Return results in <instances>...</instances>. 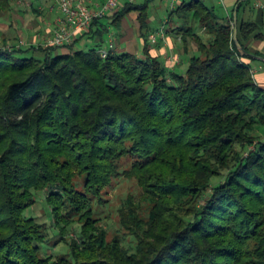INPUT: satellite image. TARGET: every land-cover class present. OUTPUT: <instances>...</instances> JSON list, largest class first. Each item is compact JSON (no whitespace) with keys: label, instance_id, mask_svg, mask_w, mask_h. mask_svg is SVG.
Segmentation results:
<instances>
[{"label":"trees","instance_id":"obj_1","mask_svg":"<svg viewBox=\"0 0 264 264\" xmlns=\"http://www.w3.org/2000/svg\"><path fill=\"white\" fill-rule=\"evenodd\" d=\"M20 1L0 0V20ZM150 3L71 45L0 49V264H264V87L245 61L264 57L251 46L264 14L235 25L222 6L182 0L167 30L187 60L169 69L149 50ZM133 11L141 56L108 42ZM123 176L141 201L124 200L109 239L98 211ZM42 193L65 242L51 253L52 227L25 216Z\"/></svg>","mask_w":264,"mask_h":264},{"label":"rangeland","instance_id":"obj_2","mask_svg":"<svg viewBox=\"0 0 264 264\" xmlns=\"http://www.w3.org/2000/svg\"><path fill=\"white\" fill-rule=\"evenodd\" d=\"M49 1L48 2H49L50 6H55L58 9V5L56 3V0H49ZM136 1L138 2V4H145L146 3V0H136ZM206 1H207L208 5H212V3H213L212 0H206ZM254 1L255 0H251V3H253ZM137 2H135V3H137ZM31 3H32L31 0H22V2L20 3L21 10H19L17 8L13 11L12 17L10 14H9L10 17L9 16L6 17V19L7 18L8 19H7V21H4V22L8 23L9 26L7 28H5L7 31L5 29H4L5 31H2V29L0 30V46L3 47L6 44L7 47H15V46H22L23 48H31L33 46L43 47V48L53 47V46L48 45V43H49L48 40H52L54 38L56 30L59 28V23L61 21L62 14L60 13V11L58 9V11H57L58 14L56 13V16H59V14L61 16H60V19L57 21L56 30H55L53 35H51V36L47 35L45 37V35L43 34L44 31H43V33L39 31L41 28L39 27L40 25L38 24L37 20H39L40 17L37 15V12L34 11V9H33L34 7ZM35 6H37V5L35 4ZM156 6L157 7L155 9V0H151L148 12H149V17L151 19V26L153 28L158 27L160 25V21L162 19H164L165 17H169L170 12L174 10L172 0L158 1ZM18 7H19V5H18ZM47 13L45 12V13L40 14V15H42L43 18H46V17H48ZM47 19L48 18H46V20ZM54 19L55 18H53V20ZM15 22H17V24ZM49 23L50 22H47V27H49ZM134 24H135V22H134ZM53 25H54V22L52 21L50 23V27ZM47 27H45V30L47 29ZM13 28H14V31H13ZM10 29L13 32V33H11L13 38H19L20 37L18 41L15 40V41L8 43V39L5 38V35L9 34L8 30H10ZM20 31L24 33V34H21L22 36L19 34ZM88 32H86V33H88ZM121 32L123 34L125 33V28L123 27V25L121 27ZM126 32H127V30H126ZM45 33L50 34L51 32L45 31ZM114 33H116L118 35L119 31L114 30L111 32V34H114ZM40 34L42 36L44 35L43 40H39ZM152 34H154V32ZM35 36H38V37H35ZM112 36L113 35H110L109 40H108V42L110 44L109 47L112 45L113 42H115V41H112V39H111ZM150 36H149V39H150ZM44 37H45V39L46 38L47 39L45 40ZM38 40L40 42H38ZM113 40H114V38H113ZM42 41L44 43H42ZM157 41H156V43H157ZM40 43H42V44H40ZM156 43L151 42V44H153V45H155ZM182 45H184V42L181 43V46ZM109 47H108V45H106L104 50L109 49ZM186 60H187V58H186ZM130 163H131L130 160H127V159L124 160L125 166L127 165L126 168L129 166ZM141 194H142V192H141L140 186L138 185V181L136 179L128 178L126 176H123V177L115 180L114 183L112 184V186L106 191V193L104 195L105 204L103 206H101V208L98 211V214L102 218L101 225H104L105 228L109 232V237H110L109 239H112L116 234L121 232L120 231L121 230L120 229L121 228L120 217H119L118 209L120 208V206L122 205L124 200H126L128 198V196L133 195L135 197L136 202L139 203L141 201ZM44 198H45V195L43 193L38 194L36 205L33 206L32 208L28 209L25 212V216L35 217L39 221L47 223L48 227L49 226L52 227V230L50 231V238L53 240L51 242H49V244H48L49 248H51L48 251V253H51V250H54V251L57 250L58 251L60 248H63L65 245V242L62 241L60 239V237L56 238V235L58 234V232H57V229L54 228L53 223L52 224L50 223V217L48 216L50 213V209H49L46 201L44 200ZM78 227H79V225L75 226V228H78ZM54 239H56V240H54ZM56 242H57V244H56Z\"/></svg>","mask_w":264,"mask_h":264},{"label":"crops","instance_id":"obj_3","mask_svg":"<svg viewBox=\"0 0 264 264\" xmlns=\"http://www.w3.org/2000/svg\"><path fill=\"white\" fill-rule=\"evenodd\" d=\"M31 1H32L31 4L34 7L33 8L34 11L37 12V15L40 17V19L37 20L38 24L40 25L39 27L41 28L39 31L42 33L44 31L43 34L45 35V37L47 35H50V36L53 35L57 27V21L60 19V16H61L60 14L59 16H56L58 9L55 6H50L49 0H31ZM158 1H161V0H155V9L157 7L156 4L158 3ZM212 1H213L212 5L222 6L227 12L235 13L236 7L238 6V11H239V7L241 3L245 0H212ZM128 2L136 4L135 2L137 1L136 0H121V8H123L124 5ZM20 3H18L19 7H17L19 10H21ZM35 4L37 6H35ZM176 8L177 6L174 7V10ZM45 12L46 13L48 12L47 13L48 17H46L48 18L47 20L46 18H43L42 15H40ZM240 12H241L240 15L238 12V20L240 19L241 21H248V20L257 19L260 12H263L264 14V0H255L253 3H251V0H250V3L247 4L245 7L241 8ZM10 15L12 17L13 13H11ZM139 16H140V13L138 11H133L129 13L123 19L122 25L125 28V33L123 34L120 30L118 35L116 33L112 34L113 36L111 37V39L112 41H115V42L112 43V45L110 46L111 48H114L115 50L119 52H129V53L136 54L139 56L142 55L144 49L146 48L145 38L142 35L146 31H142L141 26L139 25L140 24ZM53 18L55 19L53 20ZM7 19L4 18L0 20V30L2 29V31H5L6 30L5 28L9 26L8 23L4 22V21H7ZM52 21L54 22V25L50 27V23ZM133 21L135 22V24ZM168 21H169V17H165L164 19L160 21V25L158 27L153 28L151 26V19H148L147 21L148 24H150V27L153 28V31L148 33V38L153 32L157 33L163 29L165 30V35L159 36L157 43L155 45L152 44L151 46H149V50L153 56L159 57L169 69H174L177 66H179L180 63L187 57V54L185 53L184 45L181 46V43L183 42L182 36L177 35L176 33L172 32L171 29L167 30ZM47 22H50L49 27H47ZM15 23L17 24V22ZM45 27H47L48 30L47 29L45 30ZM13 31H14V28H13ZM45 31L46 32L48 31L51 33L50 34L45 33ZM8 32L9 34L5 35V38L8 39V43L15 41V40L17 41L19 40L20 37L19 38L12 37L11 33L13 32L11 29L8 30ZM19 34L21 35L24 33L20 31ZM43 36L40 34L39 40H43ZM35 37H38V36H35ZM39 40L38 42H40ZM42 43L44 42L42 41ZM251 46L253 50L264 51V41H259V40L252 41ZM192 53H194V51H192ZM245 61L251 65L253 69L254 77L257 83L260 84L262 87H264V57L253 56L252 59H246Z\"/></svg>","mask_w":264,"mask_h":264},{"label":"built area","instance_id":"obj_4","mask_svg":"<svg viewBox=\"0 0 264 264\" xmlns=\"http://www.w3.org/2000/svg\"><path fill=\"white\" fill-rule=\"evenodd\" d=\"M174 7L178 6L182 0H172ZM58 9L62 14L59 28L56 30L54 38L48 40L49 46H66L74 42L79 34L88 32L94 20L114 15L121 10V0H56ZM165 30L154 33L150 36V41L156 43L159 36H164ZM2 46H0V49ZM12 50V47H7ZM107 56V51L102 52Z\"/></svg>","mask_w":264,"mask_h":264},{"label":"water","instance_id":"obj_5","mask_svg":"<svg viewBox=\"0 0 264 264\" xmlns=\"http://www.w3.org/2000/svg\"><path fill=\"white\" fill-rule=\"evenodd\" d=\"M234 19H235V25H237V23H238V6L236 7V11L234 13ZM234 38H235V41L239 44V42H238V31H237V29L235 30V37Z\"/></svg>","mask_w":264,"mask_h":264}]
</instances>
